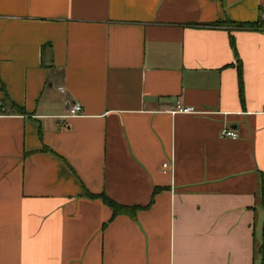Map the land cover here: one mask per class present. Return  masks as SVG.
Wrapping results in <instances>:
<instances>
[{"label": "crops", "instance_id": "0c3cea01", "mask_svg": "<svg viewBox=\"0 0 264 264\" xmlns=\"http://www.w3.org/2000/svg\"><path fill=\"white\" fill-rule=\"evenodd\" d=\"M263 226L264 0H0V264H264Z\"/></svg>", "mask_w": 264, "mask_h": 264}, {"label": "trees", "instance_id": "16d2710c", "mask_svg": "<svg viewBox=\"0 0 264 264\" xmlns=\"http://www.w3.org/2000/svg\"><path fill=\"white\" fill-rule=\"evenodd\" d=\"M245 24H247L250 27L256 25V23H245ZM237 26L243 27L244 25H240V23H239ZM230 44H231V47L233 48V50H235L234 41L232 40V38L230 39ZM238 71H239V82H240L239 84H240V91H241L242 90V79H241L240 70H238ZM101 198H102L103 202L105 204H107L112 209V216H116L118 214H125L131 218H134L137 210H139L140 208H143L142 206H138V205L128 206V205H122V204L116 203L115 201H113L112 199H110L109 197H107L104 194L101 195ZM259 251L261 252V254L263 255V258H264V226H263V243H262Z\"/></svg>", "mask_w": 264, "mask_h": 264}, {"label": "built area", "instance_id": "2783aa9c", "mask_svg": "<svg viewBox=\"0 0 264 264\" xmlns=\"http://www.w3.org/2000/svg\"><path fill=\"white\" fill-rule=\"evenodd\" d=\"M81 104L77 101L70 103L68 106V114L67 116H75L81 114ZM173 113H194L195 109L191 106H184L180 103H176L172 108ZM221 137H230L232 139L237 138L238 134L232 129H223L220 132ZM167 163H163V168L167 167Z\"/></svg>", "mask_w": 264, "mask_h": 264}]
</instances>
